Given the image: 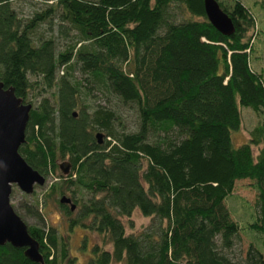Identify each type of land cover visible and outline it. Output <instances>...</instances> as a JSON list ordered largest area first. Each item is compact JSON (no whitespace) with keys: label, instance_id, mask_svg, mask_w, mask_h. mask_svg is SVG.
I'll return each mask as SVG.
<instances>
[{"label":"trees","instance_id":"1","mask_svg":"<svg viewBox=\"0 0 264 264\" xmlns=\"http://www.w3.org/2000/svg\"><path fill=\"white\" fill-rule=\"evenodd\" d=\"M215 1L230 36L206 20L202 0H52L26 18L0 0V82L31 104L18 153L43 176L57 158L70 164L41 201L24 196L43 264H76L37 209L67 192L76 217L57 203L68 228L91 230L110 247H92L85 264H264L251 244L237 260L226 254L240 227L225 205L237 180L256 191L247 229L264 235V77L250 66L253 38H245L255 20L238 0ZM53 18L67 41L60 49L56 36H34ZM95 93L104 104L91 103ZM241 106L263 120L234 146ZM122 109L135 117L131 130ZM135 209L150 221L125 234L121 218ZM23 251L0 245V264H39Z\"/></svg>","mask_w":264,"mask_h":264},{"label":"rangeland","instance_id":"2","mask_svg":"<svg viewBox=\"0 0 264 264\" xmlns=\"http://www.w3.org/2000/svg\"><path fill=\"white\" fill-rule=\"evenodd\" d=\"M52 0H12L11 5L17 15L21 18L29 17L33 12L40 11L47 8L48 4ZM233 0H220L225 5H230ZM246 10L254 18L255 22L252 30H249L247 40L251 39L248 44L252 45V52H249L250 66L253 70L260 73L264 77V0H238ZM180 18V17H178ZM185 18H188L185 15ZM58 21L53 19H46L44 22L39 24L34 31V36L39 38L55 37V44L57 49L63 48L67 43L66 38L63 35L57 34ZM249 49L247 50V52ZM58 74L60 72L58 71ZM77 79H80L82 75L80 73L74 74ZM42 94H47V92H42ZM94 96L90 98L91 103H103L104 98L98 94H93ZM241 123L238 130L231 134V140L234 146H238L247 141L249 131L252 130L260 121L263 120L261 114H254L247 107H240ZM123 125L126 130H131L134 127L135 117L133 114L126 109H122ZM102 135H104V131ZM104 139V136L102 137ZM258 147L251 146L253 154L256 155ZM63 161H67V158L56 159V169L52 175L46 177L47 185L52 183L60 174V169L58 165ZM43 187H35L33 190L35 198L41 201ZM65 196L70 197V193H64ZM25 194L15 186L12 185L11 192L9 195V202L11 206L14 207L16 212L20 215L22 220L27 226H34L37 224L34 218L31 216H25V209L30 206L27 198L24 197ZM58 194H54L47 199L45 205L41 207L38 205V211H43L44 215V225L45 227L52 226L57 232V236L63 237L64 241L68 247V254L74 258L76 264H85L91 256V248L100 246V248L109 250L110 247L102 244L98 235L86 228L80 227L78 225L68 228V219L65 214L58 209ZM83 200L86 199V193L83 195ZM256 198V191L251 185L249 180H237L234 182L233 191L231 195L225 200V205L229 211L230 217L234 220L239 227V232H237L236 237L233 238L232 247L226 250V254L233 260H237L243 257L248 246L251 244L257 247L264 254V235L252 232L247 229V223L252 222L254 218V201ZM76 211V210H75ZM75 211L71 213L70 218L76 217ZM150 217L142 216L138 210H133L128 218L122 217L121 222L124 226L125 234H135L139 232L142 228L148 225ZM110 264H124L123 262H111Z\"/></svg>","mask_w":264,"mask_h":264},{"label":"water","instance_id":"3","mask_svg":"<svg viewBox=\"0 0 264 264\" xmlns=\"http://www.w3.org/2000/svg\"><path fill=\"white\" fill-rule=\"evenodd\" d=\"M202 4L206 20L211 26L221 35L230 36L234 27L217 2L202 0ZM30 109L31 104L23 103L14 95L11 87L4 88L0 82V245L8 243L13 247L24 248V256L33 262L43 264L38 252V243L29 236L27 225L15 213L9 202L12 185L21 193L29 195L35 185L44 184L43 175L27 165L18 153V148L24 141ZM102 137V133L97 132L96 142L100 144ZM58 168L62 175H67L70 164L63 161ZM58 201L61 204H69L71 211L75 208L65 196H61Z\"/></svg>","mask_w":264,"mask_h":264},{"label":"flooded vegetation","instance_id":"4","mask_svg":"<svg viewBox=\"0 0 264 264\" xmlns=\"http://www.w3.org/2000/svg\"><path fill=\"white\" fill-rule=\"evenodd\" d=\"M43 177H44V184H43L42 186H37V185H35V186L33 187V190H34L35 187H43V186L45 185L44 192H46V194H47V183L45 184V182H46V177H47V176H43ZM32 193H33V191H32ZM32 193H31V194H32ZM25 195H26V194H25ZM29 195H30V194H29ZM64 196H65V195H64ZM65 197H67V196H65ZM67 198H69V200L71 201V203L74 204V202H72V200L70 199V197H67ZM46 201H47V198H46ZM65 205H67L68 208H69V210H70V206H69V204H65ZM74 205H75V204H74ZM74 211H75V208H74L73 211L70 210L71 213H73Z\"/></svg>","mask_w":264,"mask_h":264}]
</instances>
